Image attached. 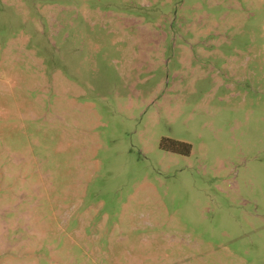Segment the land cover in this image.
<instances>
[{"label":"rangeland","instance_id":"1","mask_svg":"<svg viewBox=\"0 0 264 264\" xmlns=\"http://www.w3.org/2000/svg\"><path fill=\"white\" fill-rule=\"evenodd\" d=\"M0 264H264V0H0Z\"/></svg>","mask_w":264,"mask_h":264},{"label":"trees","instance_id":"2","mask_svg":"<svg viewBox=\"0 0 264 264\" xmlns=\"http://www.w3.org/2000/svg\"><path fill=\"white\" fill-rule=\"evenodd\" d=\"M166 142H167L166 140H163L161 143V147L164 149L166 148ZM186 153H189V151H187Z\"/></svg>","mask_w":264,"mask_h":264}]
</instances>
